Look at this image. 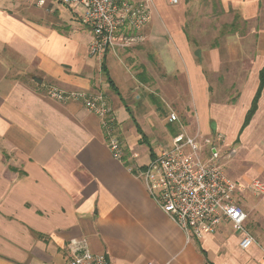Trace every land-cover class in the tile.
I'll return each mask as SVG.
<instances>
[{
  "label": "crops",
  "instance_id": "0c3cea01",
  "mask_svg": "<svg viewBox=\"0 0 264 264\" xmlns=\"http://www.w3.org/2000/svg\"><path fill=\"white\" fill-rule=\"evenodd\" d=\"M56 2L0 0V264H68L78 244L113 264H260L264 0H154L143 28L117 33L101 57L89 53L91 31L69 28ZM50 86L103 93L110 133ZM176 107L205 146L229 154L251 247L229 224L188 241L139 177L181 133L169 121Z\"/></svg>",
  "mask_w": 264,
  "mask_h": 264
},
{
  "label": "built area",
  "instance_id": "2783aa9c",
  "mask_svg": "<svg viewBox=\"0 0 264 264\" xmlns=\"http://www.w3.org/2000/svg\"><path fill=\"white\" fill-rule=\"evenodd\" d=\"M75 10L80 22L92 33L91 56H103L113 48L116 35L123 29L140 30L149 21L154 0H55ZM177 2L178 0H171ZM40 5L47 0H37ZM130 41V40H128ZM127 41V42H128ZM49 95L61 102L80 100L102 119L110 133L114 119L111 107L102 95L67 92L50 86ZM170 122L179 117L171 113ZM111 148L121 156L119 142ZM229 154H221L215 146H205L199 131H186L174 136L172 145L156 153L141 169L151 197L159 207L185 232L187 240L201 239L223 224L231 225L244 237L241 247L247 249L256 239L246 228L248 213L237 199L238 184L225 170ZM256 192L264 194V183L253 182ZM264 251V249H263ZM68 264H113L105 255H94L86 246L77 245ZM145 264H154L147 262ZM260 264H264V258Z\"/></svg>",
  "mask_w": 264,
  "mask_h": 264
},
{
  "label": "rangeland",
  "instance_id": "374dc122",
  "mask_svg": "<svg viewBox=\"0 0 264 264\" xmlns=\"http://www.w3.org/2000/svg\"><path fill=\"white\" fill-rule=\"evenodd\" d=\"M155 3V2H154ZM56 4H57V7H58V9H57V12L59 11L60 13H61V15L60 16H62V18L63 19H65L66 21H70L71 23H69L68 22V24H70L69 25V28L71 27V26H77L78 28H82V27H84V28H86L81 22H80V20H79V16H78V14L76 13V11L74 10H71L69 7H67V6H65V5H63V4H61V3H58V2H56ZM59 15V14H58ZM67 24V23H66ZM68 26H65L64 28H67ZM72 28V27H71ZM130 40V39H129ZM128 40H126V41H124V42H126L127 44L128 43H131V41H128ZM116 48H117V46H116ZM99 57H101V56H99ZM46 82V81H45ZM44 82V83H45ZM92 95H102L103 97H104V95H103V93H93ZM105 98V97H104ZM106 100V99H105ZM108 103V102H107ZM110 106V105H109ZM177 108V107H176ZM175 109V108H174ZM176 111H174V110H170V112H169V116L171 115V113H175L178 117H179V121L178 122H175L174 124H173V126H171L172 128H175L178 132H184V131H186L188 134H195V132H191V131H189L188 129H187V127H186V125H185V123L183 122V120L181 119V117L179 116V113H178V110H180V109H175ZM169 128H170V126H169ZM166 145V144H165ZM148 159V158H147ZM146 158H142V161H145V160H147ZM236 197H237V195H236ZM238 199V198H237ZM24 264H28V263H24ZM31 264H40V263H38V262H32Z\"/></svg>",
  "mask_w": 264,
  "mask_h": 264
},
{
  "label": "trees",
  "instance_id": "16d2710c",
  "mask_svg": "<svg viewBox=\"0 0 264 264\" xmlns=\"http://www.w3.org/2000/svg\"><path fill=\"white\" fill-rule=\"evenodd\" d=\"M109 82H110V84H112V81L110 80V78H109ZM263 85H264V69L261 71L260 90H261V88H262ZM260 90H259V92H260ZM257 99H258V97H257V98L254 100V102H253V106H252V108H251V110H250V112H249V117L252 115V113H253V111H254V109H255V107H256ZM155 102H156L157 105L160 104V102H158V101H155ZM141 133H142V132H141Z\"/></svg>",
  "mask_w": 264,
  "mask_h": 264
},
{
  "label": "water",
  "instance_id": "95a60500",
  "mask_svg": "<svg viewBox=\"0 0 264 264\" xmlns=\"http://www.w3.org/2000/svg\"><path fill=\"white\" fill-rule=\"evenodd\" d=\"M35 80H37L39 83L42 82V80L41 79H38V78H35Z\"/></svg>",
  "mask_w": 264,
  "mask_h": 264
}]
</instances>
